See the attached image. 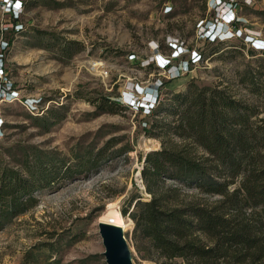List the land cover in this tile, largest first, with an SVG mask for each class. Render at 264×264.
<instances>
[{"label":"rangeland","instance_id":"374dc122","mask_svg":"<svg viewBox=\"0 0 264 264\" xmlns=\"http://www.w3.org/2000/svg\"><path fill=\"white\" fill-rule=\"evenodd\" d=\"M21 1L14 12L17 0H0V163L17 165L37 148L74 164L75 154L84 161L88 150L109 139L114 146L98 167L36 192L38 205L0 230V264H107L99 222L113 206L123 216L132 197H150L140 172L146 154L162 147L160 137L144 130L157 117L158 102L186 91L192 80L223 83L252 99L238 79L257 59L264 64V0ZM232 8L235 21L229 23L225 15ZM41 31L59 42L79 41L83 49L66 58L45 48ZM260 85L264 110V76ZM102 94L120 101L117 113L93 114L85 97ZM27 99L45 109L65 104L67 115L46 131L30 118L46 111L32 113ZM123 217L133 264H157L143 256L144 246L138 250L134 222Z\"/></svg>","mask_w":264,"mask_h":264},{"label":"trees","instance_id":"16d2710c","mask_svg":"<svg viewBox=\"0 0 264 264\" xmlns=\"http://www.w3.org/2000/svg\"><path fill=\"white\" fill-rule=\"evenodd\" d=\"M18 25L14 18L12 30ZM38 38L69 59L83 49L79 41L59 42L47 31ZM262 61L239 75L252 99L223 83L192 80L186 91L158 102L157 117L144 127L147 135L162 139L160 149L146 154L141 170L150 197L136 195L122 210L134 222L133 237L140 252L145 247L144 257L157 264H264V110L258 103ZM75 96L84 97L80 91ZM85 98L95 107L94 115L117 113L122 107L109 94ZM67 112L61 104L30 118L49 131ZM113 146L109 139L88 150L84 161L75 154L74 164L55 150L37 148L25 152L17 165L0 163V230L38 205V190L98 167L100 159L113 154ZM201 195L219 198L209 201Z\"/></svg>","mask_w":264,"mask_h":264},{"label":"water","instance_id":"95a60500","mask_svg":"<svg viewBox=\"0 0 264 264\" xmlns=\"http://www.w3.org/2000/svg\"><path fill=\"white\" fill-rule=\"evenodd\" d=\"M99 233L105 248L102 254L107 264H133L131 248L121 226L112 221H100Z\"/></svg>","mask_w":264,"mask_h":264},{"label":"built area","instance_id":"2783aa9c","mask_svg":"<svg viewBox=\"0 0 264 264\" xmlns=\"http://www.w3.org/2000/svg\"><path fill=\"white\" fill-rule=\"evenodd\" d=\"M21 4H22V1L17 0V3H13L12 10L14 12H15V10L17 11L18 6L20 7ZM230 12L232 13V15H234V12H235L234 8H232L230 11L228 10L226 12L225 19L229 23L232 21L233 22L235 21V16H232ZM213 38H214V40H216L215 38H217V37H213ZM214 40H212V41H214ZM94 66H97V64H95ZM100 74L101 75H107L108 72L106 70H101ZM43 105H44V103L41 104L40 100L39 101H32L31 99H27V101H26L27 108L34 114H36V113L40 114L39 112H41V111L44 113L47 109H45V107ZM145 125H146V123H145ZM1 132H2V129L0 127V135H1ZM140 174H141V172H140ZM140 176H142V174Z\"/></svg>","mask_w":264,"mask_h":264},{"label":"bare ground","instance_id":"6f19581e","mask_svg":"<svg viewBox=\"0 0 264 264\" xmlns=\"http://www.w3.org/2000/svg\"><path fill=\"white\" fill-rule=\"evenodd\" d=\"M228 32V31H227ZM103 221H112L113 223L121 226L124 232L128 229V223L124 220V217L121 215L118 206H113L108 209V212L103 216ZM132 222V220H131Z\"/></svg>","mask_w":264,"mask_h":264}]
</instances>
